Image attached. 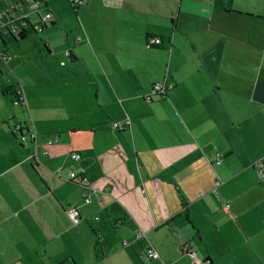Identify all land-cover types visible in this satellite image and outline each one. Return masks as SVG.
I'll use <instances>...</instances> for the list:
<instances>
[{
    "label": "crops",
    "instance_id": "0c3cea01",
    "mask_svg": "<svg viewBox=\"0 0 264 264\" xmlns=\"http://www.w3.org/2000/svg\"><path fill=\"white\" fill-rule=\"evenodd\" d=\"M15 12L30 26L0 40V264H193L186 244L264 264V0H0V21Z\"/></svg>",
    "mask_w": 264,
    "mask_h": 264
},
{
    "label": "built area",
    "instance_id": "2783aa9c",
    "mask_svg": "<svg viewBox=\"0 0 264 264\" xmlns=\"http://www.w3.org/2000/svg\"><path fill=\"white\" fill-rule=\"evenodd\" d=\"M40 5H41L40 2H36L35 8L40 7ZM0 17H1V15H0ZM52 21H53L52 13H49V12L45 13L44 16H41L40 26H38L37 28L35 27V29L38 30L39 32H42L44 30V27L48 26V24ZM26 23H28L26 16L25 15H19L17 12H15V13L8 15V20L6 22L0 21V30L5 29L6 31H9L12 35L17 37L18 33L21 31V29L23 27L27 30ZM7 57L9 58V56L5 53L3 55V59L7 60ZM172 87H173V84H169L165 80L157 82L152 86L150 93L146 96L145 99L149 102L153 101L155 99H157V100L158 99L159 100L164 99V98H166L168 91ZM14 94H15V98H16L14 100V105H16V106L22 105V101H21L22 97H21L20 91H17ZM130 125H131L130 120L125 119V121H123V122H112L111 128L114 131H120V130H125V129L129 128ZM13 131L16 135H18L22 131L25 132V129L21 124H17L13 127ZM27 134H28V137H30L32 140H35V138H36L35 133H32L30 135L28 132ZM20 140L22 142L26 141L24 138L20 139ZM55 142H57V139H52L49 141V144L51 145ZM45 155H47V152H45ZM34 157H35V159L38 158L37 153H35ZM71 158L74 161H79L81 159V155L79 153L75 152L71 155ZM254 167H255V170L258 174L260 182H264V156L261 157L256 162ZM69 176L72 180H74L76 183H79L81 185H83L87 182L86 178L83 175H78L75 171H71ZM85 200L89 201L90 196L86 195ZM222 209L226 213H229L230 212V205L227 203H223ZM66 213L74 224H77L80 222V216H79L78 212L76 211V209H69V210H67ZM145 237L146 236L144 233L139 232L135 235L134 241H139L140 239L145 238ZM123 245L127 246V245H129V242L126 241V242H124ZM182 251L184 253L188 254L192 258L193 264H204L198 259L196 252L193 251L191 246H189L188 244L183 246ZM146 256H147L148 260L159 259V254L154 250V248H151V247L146 251Z\"/></svg>",
    "mask_w": 264,
    "mask_h": 264
},
{
    "label": "trees",
    "instance_id": "16d2710c",
    "mask_svg": "<svg viewBox=\"0 0 264 264\" xmlns=\"http://www.w3.org/2000/svg\"><path fill=\"white\" fill-rule=\"evenodd\" d=\"M8 15H10V14H8ZM40 24H41V16H40V22H39L38 26H40ZM52 24H53V23H52ZM26 25H27V26H30L29 22L26 23ZM31 27H32L33 31H35V30H34L35 27H33V26H31ZM46 27H47V26H45L44 29H45ZM35 32H36V31H35ZM26 34H27V30H26L24 27H23V28L21 29V31L18 33L17 37H15L14 35H12L9 31H6L5 29H1V30H0V40H3V38L8 37V36H11V37H13V38H15V39L24 40V39L26 38ZM14 95H15V94H14ZM13 132H14V131H13Z\"/></svg>",
    "mask_w": 264,
    "mask_h": 264
},
{
    "label": "water",
    "instance_id": "95a60500",
    "mask_svg": "<svg viewBox=\"0 0 264 264\" xmlns=\"http://www.w3.org/2000/svg\"><path fill=\"white\" fill-rule=\"evenodd\" d=\"M34 30L36 31V29L34 28ZM37 32V31H36ZM40 33V32H39ZM9 56V55H8ZM6 63H8L9 61V58L7 57V60H5ZM18 137V139H25L27 140L28 139V134L24 131L20 132L18 135H16ZM32 142L35 144V140H32Z\"/></svg>",
    "mask_w": 264,
    "mask_h": 264
},
{
    "label": "rangeland",
    "instance_id": "374dc122",
    "mask_svg": "<svg viewBox=\"0 0 264 264\" xmlns=\"http://www.w3.org/2000/svg\"><path fill=\"white\" fill-rule=\"evenodd\" d=\"M12 109H15V112H16L17 115H21L22 114V112H21V110H20V108L18 106H12ZM18 110H20L21 114H19ZM12 121H16V117H14Z\"/></svg>",
    "mask_w": 264,
    "mask_h": 264
},
{
    "label": "bare ground",
    "instance_id": "6f19581e",
    "mask_svg": "<svg viewBox=\"0 0 264 264\" xmlns=\"http://www.w3.org/2000/svg\"><path fill=\"white\" fill-rule=\"evenodd\" d=\"M149 46H152V44L149 43ZM150 93V92H149Z\"/></svg>",
    "mask_w": 264,
    "mask_h": 264
}]
</instances>
